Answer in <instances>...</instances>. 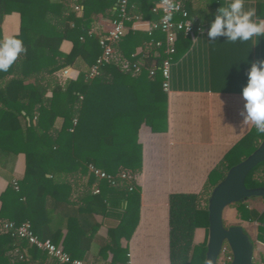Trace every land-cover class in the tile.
<instances>
[{"label": "trees", "instance_id": "16d2710c", "mask_svg": "<svg viewBox=\"0 0 264 264\" xmlns=\"http://www.w3.org/2000/svg\"><path fill=\"white\" fill-rule=\"evenodd\" d=\"M155 1L128 0L125 25H131L137 15L158 21L160 12L152 11ZM253 1L260 16L264 0ZM76 2L82 6L80 15L73 10L71 0H0V39H3L4 16L18 12L20 29L15 36L22 39L27 48L8 72L0 73V164L6 168L11 157L18 153L25 155V172L17 181L18 189L11 183L0 194V219L16 223L28 221L40 239L58 244L62 237V216L57 209L62 204L76 205L77 202L70 200L72 187L83 183L85 192L80 199L83 204L78 211H86L93 201L100 202L103 208L122 207L127 201L118 215V226L110 231L115 261L122 255L126 263L127 249L120 246L119 238L124 234L129 236L135 226L137 185L135 183L131 191L127 183L112 186L104 179H97L88 167L92 165L111 175L121 171L140 172L142 124L157 132L167 121V93L162 89L163 78L158 68L165 56V38L160 45L132 56L137 45L151 40L155 43L163 32L154 29L148 34L128 30L113 47L131 62H141L140 72L123 71L111 62L101 66L98 75L88 78V69L102 51L100 35L91 29L93 15L101 13L116 18L117 0ZM63 40L73 44L68 53L60 48ZM180 40L188 42L189 37L182 31L178 33L172 58ZM67 66L78 69L79 74L75 79L62 82L58 73ZM149 69L155 70L152 76ZM57 120L61 122L59 126H56ZM263 138L264 134L252 127L211 170L199 193L171 195V264H204L207 242L193 244L192 236L196 227L204 226L208 230L211 191ZM67 175L74 176L72 183L65 179ZM93 186L99 187V194L93 195L90 189ZM245 186L264 188V160L249 171ZM256 197L264 200V195L252 196L230 206L237 209L240 219L259 222V237H262L264 211L259 213L247 203L248 199ZM66 226L68 232L63 243L68 251L67 236L71 235L72 227L69 223ZM16 245L26 249L29 262L53 261L25 240L0 232V264L28 263L11 261L8 251ZM224 246L226 253L231 254L229 247Z\"/></svg>", "mask_w": 264, "mask_h": 264}, {"label": "crops", "instance_id": "0c3cea01", "mask_svg": "<svg viewBox=\"0 0 264 264\" xmlns=\"http://www.w3.org/2000/svg\"><path fill=\"white\" fill-rule=\"evenodd\" d=\"M179 1L189 16L207 31L218 8L228 2ZM246 7L256 8L255 1L246 0ZM152 11L156 12L153 8ZM260 14L258 17L264 19V8ZM113 19L109 15L94 14L91 29L101 35L112 26ZM154 22L157 21L137 15L126 32L133 30L150 34L154 30L151 27ZM19 29L18 12L4 16L2 38L17 34ZM207 31L196 33L194 38L189 37L188 42H178V51L170 65L165 127L154 132L148 125L142 124L139 130L142 166L136 181L135 226L129 236L124 234L119 238L120 246L127 249V262L124 263L122 255L115 261L110 235V231L118 226V215L127 201L123 202V208L110 205L103 208L100 202L93 201L86 211H78L83 204L80 200L85 192L83 183L72 187L70 200L77 202L76 205L62 204L60 210L57 209L62 216V237L58 244L73 257L109 264H171V195L199 193L211 170L252 128L242 125L244 117L241 113L246 103L242 89L247 83L250 62L264 59V37L258 38L255 43H229L225 37L209 41ZM160 34L158 42L165 38L164 33ZM72 45L71 41L63 40L60 48L68 53ZM155 46L153 40L137 45L132 56ZM114 49L122 56L117 47ZM72 72H76L77 76L79 74L75 68ZM60 123L57 120L56 126ZM8 162L6 168L0 164V194L13 180L21 179L25 172L23 153L11 157ZM65 179L72 183L74 176L67 175ZM94 187L90 188L91 191ZM247 203L249 208L259 213L264 211V200L260 197L250 198ZM223 221L227 226L240 225L243 228L253 242L252 263L264 264V233L259 237V222L240 219L237 209L230 205L223 210ZM67 223L72 227L71 235L67 236L68 251L63 243L68 232ZM207 239L206 227L194 229L193 244L207 242ZM27 264H37V260ZM46 264L55 263L49 260Z\"/></svg>", "mask_w": 264, "mask_h": 264}, {"label": "built area", "instance_id": "2783aa9c", "mask_svg": "<svg viewBox=\"0 0 264 264\" xmlns=\"http://www.w3.org/2000/svg\"><path fill=\"white\" fill-rule=\"evenodd\" d=\"M173 4V8H168L169 0H158L156 5L153 7L154 11L160 12V19L152 24V29H160L165 35V56L162 58L160 65L158 66L163 82L162 89L165 92H169V80H170V65L172 56L176 51V41L178 33L182 31L185 36L194 38L198 32L207 31L195 20H193L188 11L183 7L179 0H170ZM71 5L74 11L80 13L82 6L71 0ZM127 5L128 0H117L116 10L117 17L113 19L112 26L103 34L99 36V44L101 46V54L96 59L95 63L90 66L87 72L88 78H93L99 74L101 66L107 63L114 62L126 72H132L137 74L140 72L142 63L139 61L131 62L129 59L120 56L114 49L113 43L118 41L126 32L127 26L125 21L128 19L127 16ZM171 13L172 19L166 20L165 17ZM180 16L179 19H176ZM155 45H160V42H155ZM154 69H149V75L154 74ZM58 76L63 82L67 79H75L77 77L76 72H72V68L67 66L60 69ZM89 172L92 173L97 179H104L108 184L112 186L121 185L123 183L128 184V189L131 191L134 188V184L137 181V173L130 171H121L116 175H111L105 171L96 168L92 165L88 167ZM12 184L15 189H18L17 180H13ZM93 194H99V187L92 189ZM0 232L9 234L10 236L25 240L29 246H35L40 250L44 251L47 256L55 261L56 264H109L108 262H96V261H85L79 258L72 257L66 252L61 244H54L48 239H40L32 230L31 224L28 221L16 223L15 221L8 219H0ZM227 248L223 246L217 264H229L232 255L226 253ZM8 256L11 261H28V255L26 249L14 246L8 251ZM252 264H263V263H252Z\"/></svg>", "mask_w": 264, "mask_h": 264}, {"label": "clouds", "instance_id": "9594fccd", "mask_svg": "<svg viewBox=\"0 0 264 264\" xmlns=\"http://www.w3.org/2000/svg\"><path fill=\"white\" fill-rule=\"evenodd\" d=\"M168 8L173 4L168 3ZM166 20H171L169 13ZM209 41L225 37L229 43L258 41L264 37V19L257 16L255 7H246V0H228L215 13L207 31ZM27 52L24 41L18 36H6L0 39V73L8 72L21 54ZM247 83L242 89L246 101L242 125L252 126L257 133L264 134V59L250 62Z\"/></svg>", "mask_w": 264, "mask_h": 264}, {"label": "water", "instance_id": "95a60500", "mask_svg": "<svg viewBox=\"0 0 264 264\" xmlns=\"http://www.w3.org/2000/svg\"><path fill=\"white\" fill-rule=\"evenodd\" d=\"M264 160V138L257 148L241 162L232 166L213 188L208 200V239L204 264H217L222 247L231 252L229 264H252L253 242L240 225L226 227L223 210L230 204L252 196H263L264 188H247L249 171Z\"/></svg>", "mask_w": 264, "mask_h": 264}]
</instances>
